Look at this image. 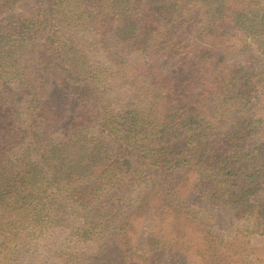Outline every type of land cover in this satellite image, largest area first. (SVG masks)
Masks as SVG:
<instances>
[{"label": "trees", "instance_id": "obj_1", "mask_svg": "<svg viewBox=\"0 0 264 264\" xmlns=\"http://www.w3.org/2000/svg\"><path fill=\"white\" fill-rule=\"evenodd\" d=\"M241 231L264 0H0V264H237Z\"/></svg>", "mask_w": 264, "mask_h": 264}, {"label": "rangeland", "instance_id": "obj_2", "mask_svg": "<svg viewBox=\"0 0 264 264\" xmlns=\"http://www.w3.org/2000/svg\"><path fill=\"white\" fill-rule=\"evenodd\" d=\"M234 233L232 232L230 234V237L233 236ZM244 233L246 232L241 231L240 233H237L238 234L237 237L233 239V242L235 244L232 246V248L236 249L235 251L240 254V258L238 259L237 264H264L263 240H252L251 238H249L250 239L249 240L247 238L248 234L245 235ZM182 249L183 250L188 249L191 252L192 250L196 249L195 243H192V245H187V246L183 245ZM190 252L182 251L181 253H179L178 257L175 260L181 261L180 264H206L203 261H199L198 257L197 258L192 257ZM184 257L186 259L183 261ZM169 260L170 261L174 260V258L171 257L164 258L162 256V262L159 264H170Z\"/></svg>", "mask_w": 264, "mask_h": 264}]
</instances>
